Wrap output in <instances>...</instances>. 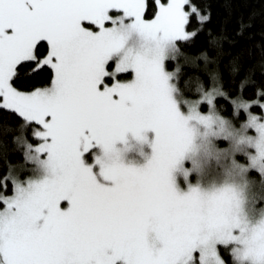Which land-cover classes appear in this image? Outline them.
I'll return each mask as SVG.
<instances>
[{"label":"snow or ice","instance_id":"6c2138e0","mask_svg":"<svg viewBox=\"0 0 264 264\" xmlns=\"http://www.w3.org/2000/svg\"><path fill=\"white\" fill-rule=\"evenodd\" d=\"M208 19L200 0H0V264H264V83L189 95L169 64ZM213 159L220 187L177 189Z\"/></svg>","mask_w":264,"mask_h":264},{"label":"trees","instance_id":"16d2710c","mask_svg":"<svg viewBox=\"0 0 264 264\" xmlns=\"http://www.w3.org/2000/svg\"><path fill=\"white\" fill-rule=\"evenodd\" d=\"M208 10L209 19L191 42L185 43L171 67L179 63L182 81L187 82L192 95L197 85L206 89L219 86L235 95L255 99L253 92L264 83V0H200ZM243 20L248 27L239 31ZM216 103L222 114H228L230 100L217 96ZM201 111L207 110L203 102ZM256 110V106H253ZM0 135V152L4 150ZM12 159L19 153L12 151ZM3 163H0V171ZM230 259L229 253H224Z\"/></svg>","mask_w":264,"mask_h":264},{"label":"rangeland","instance_id":"374dc122","mask_svg":"<svg viewBox=\"0 0 264 264\" xmlns=\"http://www.w3.org/2000/svg\"><path fill=\"white\" fill-rule=\"evenodd\" d=\"M152 135L151 131L147 133L149 140ZM115 147L119 152L120 160L126 165L133 166L143 165L152 151L150 143L147 140L143 142L138 141L130 134L125 141H117ZM95 153L102 156V149H95ZM93 159V156L88 155L86 162L91 163ZM172 175L179 191H187L190 186H198L202 190H212L215 187H220L224 182L226 168L222 160L213 159L209 161V164L204 169L199 171L192 170L187 176L180 169H175ZM250 214L255 217L258 215V210L251 211Z\"/></svg>","mask_w":264,"mask_h":264}]
</instances>
